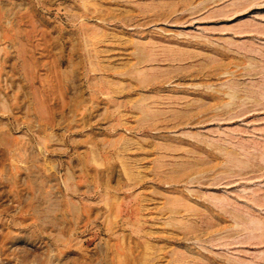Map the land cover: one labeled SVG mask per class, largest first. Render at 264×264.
<instances>
[{
    "label": "rangeland",
    "instance_id": "obj_1",
    "mask_svg": "<svg viewBox=\"0 0 264 264\" xmlns=\"http://www.w3.org/2000/svg\"><path fill=\"white\" fill-rule=\"evenodd\" d=\"M0 264H264V0H0Z\"/></svg>",
    "mask_w": 264,
    "mask_h": 264
}]
</instances>
